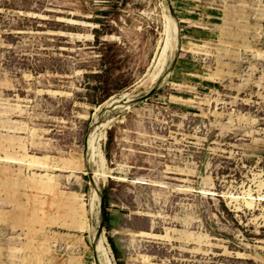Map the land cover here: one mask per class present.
Listing matches in <instances>:
<instances>
[{
  "label": "rangeland",
  "instance_id": "374dc122",
  "mask_svg": "<svg viewBox=\"0 0 264 264\" xmlns=\"http://www.w3.org/2000/svg\"><path fill=\"white\" fill-rule=\"evenodd\" d=\"M102 214L115 264H264V0H0V264H102Z\"/></svg>",
  "mask_w": 264,
  "mask_h": 264
},
{
  "label": "bare ground",
  "instance_id": "6f19581e",
  "mask_svg": "<svg viewBox=\"0 0 264 264\" xmlns=\"http://www.w3.org/2000/svg\"><path fill=\"white\" fill-rule=\"evenodd\" d=\"M177 24H178V49L174 53V50H175V47H176V41H177ZM180 39H181L180 23L173 16L167 17V22H166V42H165V46L163 48L162 56H161L160 61H159V65H158L159 70H158L157 74H155V71H154L153 77L151 76L152 77V83L156 84L157 82H159L160 78L162 77V74L166 72L167 67L169 65L168 56L170 55L171 59H172L173 53H174V57H173V59H174L176 57V55H177V52L181 51ZM160 45H161V43H160ZM160 49H161V47H160ZM153 64H154V62H153ZM150 70H151V68H150ZM148 74H149V72H148ZM133 99H134L133 96L132 97L131 96L124 97L123 99H117L116 98L115 100L112 99L113 101H110L108 103V105L110 107H114L115 106V107L124 109V108H127V107L130 106V102ZM106 102H108V101H106ZM103 126H105V125H103ZM100 127L101 126H97V127L93 128V130H92L93 131V142H94V144H93V163H92V165L94 164L97 167V169L93 170L90 173L91 174V184H92V187H93V194H94L93 197H94L95 205H97V207L101 205L100 181L102 179H105V181H106V179L109 176V172H108L109 168L106 167L108 160H107V157H106V154H105L106 150L104 151V149H103V141H102L107 136H106V134L100 132V130H99ZM101 185H104V184H101ZM91 205H94V204H91ZM96 248H97V251L99 252L100 259H101L100 261L102 262V264H115L111 249L109 248L108 243L104 239V235L97 234V233L95 234V251H96ZM95 257L97 258V252H96ZM96 263L99 264L97 259H96Z\"/></svg>",
  "mask_w": 264,
  "mask_h": 264
},
{
  "label": "water",
  "instance_id": "95a60500",
  "mask_svg": "<svg viewBox=\"0 0 264 264\" xmlns=\"http://www.w3.org/2000/svg\"><path fill=\"white\" fill-rule=\"evenodd\" d=\"M178 63V56L176 55V57L174 58L173 62H172V66H171V70H174L176 68V65ZM156 88L152 89L149 93H147L145 96L142 97H137L134 98L131 102H130V106L131 105H135L141 102H144L145 100L149 99L152 97V95L155 93ZM101 209L103 210V201L101 202ZM103 223H104V215L102 214V223H100V227L98 229L97 234H101V230L103 228Z\"/></svg>",
  "mask_w": 264,
  "mask_h": 264
},
{
  "label": "trees",
  "instance_id": "16d2710c",
  "mask_svg": "<svg viewBox=\"0 0 264 264\" xmlns=\"http://www.w3.org/2000/svg\"><path fill=\"white\" fill-rule=\"evenodd\" d=\"M93 138L92 136L90 135V143L92 142ZM111 217H109V215H107V213H105V222L107 223V226L109 227V221H110ZM111 240V245H112V248L114 249V252L115 254L117 255L118 254V249H117V246L115 245L113 239H110ZM121 264V263H120Z\"/></svg>",
  "mask_w": 264,
  "mask_h": 264
},
{
  "label": "crops",
  "instance_id": "0c3cea01",
  "mask_svg": "<svg viewBox=\"0 0 264 264\" xmlns=\"http://www.w3.org/2000/svg\"><path fill=\"white\" fill-rule=\"evenodd\" d=\"M129 108H130V107H128L127 109H129ZM142 234H143V235H144V234H148V235H149L150 233H142ZM105 239H106V238H105ZM109 248H110V247H109ZM110 249H111V248H110ZM111 252H112V250H111ZM112 255H113V254H112Z\"/></svg>",
  "mask_w": 264,
  "mask_h": 264
}]
</instances>
